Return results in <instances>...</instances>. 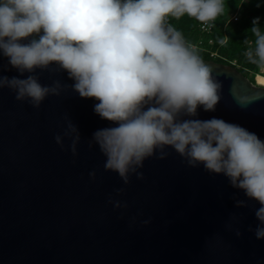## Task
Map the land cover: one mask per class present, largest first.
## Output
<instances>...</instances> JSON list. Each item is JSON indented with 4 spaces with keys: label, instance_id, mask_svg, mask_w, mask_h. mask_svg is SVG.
<instances>
[{
    "label": "water",
    "instance_id": "95a60500",
    "mask_svg": "<svg viewBox=\"0 0 264 264\" xmlns=\"http://www.w3.org/2000/svg\"><path fill=\"white\" fill-rule=\"evenodd\" d=\"M204 61L221 99L214 112L199 106L193 119L217 117L264 141V97H255L264 88L235 66ZM6 63L0 56V76L19 75ZM36 72L42 85L73 83L66 73ZM94 102L68 87L34 108L0 88V264H264V239L249 230L261 205L223 174L188 166L170 146L166 158L146 159L143 178L133 174L127 185L106 171L99 146L89 145L95 131L115 122L96 114ZM68 121L79 130L75 156L70 137L63 148L55 140ZM110 198L127 207L115 208Z\"/></svg>",
    "mask_w": 264,
    "mask_h": 264
},
{
    "label": "clouds",
    "instance_id": "9594fccd",
    "mask_svg": "<svg viewBox=\"0 0 264 264\" xmlns=\"http://www.w3.org/2000/svg\"><path fill=\"white\" fill-rule=\"evenodd\" d=\"M223 11V0H0V56L7 58L6 71L11 66L19 73L0 76V88L11 89L16 100L34 108L68 87L80 97H94L99 101L94 112L115 122L95 131L89 145L99 146L106 171L118 173L127 185L133 174L143 178L139 169L146 159L166 158L170 146L188 166L223 174L232 187L258 201L259 223L249 230L264 239V141L217 117L193 119L199 106L216 110L221 85L196 47L168 22L187 15L207 27ZM251 32L254 39L244 55L264 67L259 17L252 20ZM37 69L66 73L73 83L56 79L42 85ZM64 137L71 138L75 156L80 135L71 121L63 136H55L62 148ZM109 202L127 207L120 200ZM236 203L246 206L245 200Z\"/></svg>",
    "mask_w": 264,
    "mask_h": 264
},
{
    "label": "trees",
    "instance_id": "16d2710c",
    "mask_svg": "<svg viewBox=\"0 0 264 264\" xmlns=\"http://www.w3.org/2000/svg\"><path fill=\"white\" fill-rule=\"evenodd\" d=\"M223 4L224 11L213 21L210 34L202 33L201 23L187 15L180 19L169 17L168 22L183 33L189 44L199 45L200 49L197 51L203 60L235 66L255 83L254 77L264 67L250 63L244 53L248 42L254 39L251 32L252 20L259 17L260 26L264 28V0H223ZM221 39H226V44L221 45ZM213 53L215 56H212ZM259 76L260 82H264V77Z\"/></svg>",
    "mask_w": 264,
    "mask_h": 264
},
{
    "label": "built area",
    "instance_id": "2783aa9c",
    "mask_svg": "<svg viewBox=\"0 0 264 264\" xmlns=\"http://www.w3.org/2000/svg\"><path fill=\"white\" fill-rule=\"evenodd\" d=\"M235 19H237L236 16H235ZM213 26H214V23H213V21H212V22H210V24H209L207 27H206V26H203V25L201 24V25H200V29H201L202 33H204V34H210V33L212 32ZM200 43H201V42H200ZM211 43H212V40H210V44H211ZM194 46L196 47V49H200V48H199V45L195 44ZM212 56H215V53H213ZM256 76H257V75H256Z\"/></svg>",
    "mask_w": 264,
    "mask_h": 264
},
{
    "label": "rangeland",
    "instance_id": "374dc122",
    "mask_svg": "<svg viewBox=\"0 0 264 264\" xmlns=\"http://www.w3.org/2000/svg\"><path fill=\"white\" fill-rule=\"evenodd\" d=\"M258 73H259V75H261V76L264 77V68H260L259 71H258ZM251 75L253 76V73ZM259 75H257V76L254 77L255 83H257L260 87H263L264 88V82H260V80H259V77L260 76Z\"/></svg>",
    "mask_w": 264,
    "mask_h": 264
}]
</instances>
